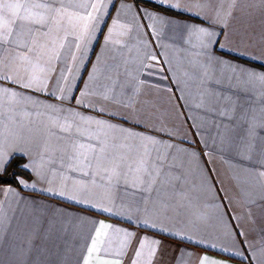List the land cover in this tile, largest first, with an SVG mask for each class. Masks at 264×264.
Listing matches in <instances>:
<instances>
[{"label": "crops", "instance_id": "0c3cea01", "mask_svg": "<svg viewBox=\"0 0 264 264\" xmlns=\"http://www.w3.org/2000/svg\"><path fill=\"white\" fill-rule=\"evenodd\" d=\"M0 17V148L32 164L29 187L0 184V264H84L101 222L91 264H264V0H0ZM73 143L152 176L110 178Z\"/></svg>", "mask_w": 264, "mask_h": 264}, {"label": "snow or ice", "instance_id": "6c2138e0", "mask_svg": "<svg viewBox=\"0 0 264 264\" xmlns=\"http://www.w3.org/2000/svg\"><path fill=\"white\" fill-rule=\"evenodd\" d=\"M5 9H14L16 10L13 12V15H16V13L21 9L22 7H25L20 4H5L3 5ZM81 7H91V8H98L97 5L91 4V5H81ZM54 11H58V9H54ZM88 16H91V13H88ZM19 19L21 21L30 19L29 16H20ZM43 23V21H40ZM0 24H2L4 31L0 33V39L3 40V42L8 41V37L11 35V31L8 29V19L0 17ZM85 30H87V24H85ZM200 34L198 38L201 39V42L203 43V36H211V33L207 32L206 29L200 28V29H194V34ZM2 46V45H0ZM206 46V45H205ZM249 76L264 82V74H257L255 72H249ZM3 79L11 80L10 77H3ZM15 83V81H12ZM43 83V81H40ZM22 87L31 88L34 91L38 90L36 85L33 81L28 82H22ZM3 91L7 92V89H3ZM96 123L104 124L103 121H97ZM72 127L71 124L68 125V128L63 129L64 131L70 130ZM112 127V126H109ZM8 139V133L7 131L3 134V141L6 142ZM72 148V155L69 157L71 160L77 161L78 164H84L88 167H91L93 162L96 163L97 167H103L104 170L109 173L110 178L119 179L120 177L128 178L129 175L135 176V179L132 180L133 186L136 185V182L138 180H141L144 176H147L148 178H151L152 173L149 171V161L144 160L143 158H139L134 160L132 163L128 162V159L125 155L116 153V154H110V155H103L104 148L99 147V151H97V146H92L89 148L87 145L82 143H73L71 145ZM91 152V155H88V153ZM26 153L23 151H18L13 154L12 157L9 156L7 150L0 148V174H2L6 168L9 166V164L12 162V159L19 158L24 159ZM17 167L20 169L27 171L32 167L31 162L29 163H18ZM76 170V169H74ZM127 170V171H125ZM84 175H88L87 172L84 173ZM13 179L16 180L18 184H20L22 187H29L30 185L23 179H20L18 176L13 175ZM111 226L105 225L101 222L99 229L96 231V238L92 240V246L88 248V259L84 261V264H91L92 258L94 254H100L101 252H104L107 254V249L103 248L104 240L101 239L102 236V230H105ZM103 235L106 236L107 232H103ZM127 237H130L131 233H125ZM130 242V241H129ZM153 244H157V241H153ZM124 247L127 246V242L123 245ZM145 247V244L143 241H141L139 245V249L136 251L135 256L136 258H139L142 254L141 250ZM155 252V249H153V254ZM122 255V253H121ZM101 264H109L108 261H102ZM115 264H119V261L117 260ZM132 264H137V259H134ZM200 264H216V262H209L207 257H202Z\"/></svg>", "mask_w": 264, "mask_h": 264}, {"label": "trees", "instance_id": "16d2710c", "mask_svg": "<svg viewBox=\"0 0 264 264\" xmlns=\"http://www.w3.org/2000/svg\"><path fill=\"white\" fill-rule=\"evenodd\" d=\"M137 3L139 5L147 6V7L154 9V10L163 12L164 14H168L170 16L188 17L184 14L178 13V12L171 10V9L164 8L160 5H155L153 3L151 4V2L138 1ZM18 163H23V160H21L19 158L12 159V162L8 166V169L5 172V174L0 175V184H10V185L18 187V185H17L18 183L16 182L15 179H13V175H16L18 177L21 175H22V177H29L28 172L17 167Z\"/></svg>", "mask_w": 264, "mask_h": 264}]
</instances>
